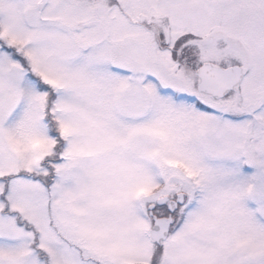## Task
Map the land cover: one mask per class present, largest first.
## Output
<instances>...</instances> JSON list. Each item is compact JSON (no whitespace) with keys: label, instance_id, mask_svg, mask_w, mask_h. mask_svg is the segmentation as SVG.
I'll return each mask as SVG.
<instances>
[{"label":"snow or ice","instance_id":"obj_1","mask_svg":"<svg viewBox=\"0 0 264 264\" xmlns=\"http://www.w3.org/2000/svg\"><path fill=\"white\" fill-rule=\"evenodd\" d=\"M0 264H264V0H0Z\"/></svg>","mask_w":264,"mask_h":264}]
</instances>
